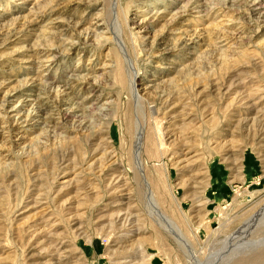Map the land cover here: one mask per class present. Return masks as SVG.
Returning a JSON list of instances; mask_svg holds the SVG:
<instances>
[{
	"label": "rangeland",
	"instance_id": "1",
	"mask_svg": "<svg viewBox=\"0 0 264 264\" xmlns=\"http://www.w3.org/2000/svg\"><path fill=\"white\" fill-rule=\"evenodd\" d=\"M117 1L144 99L143 173L159 178V209L206 250L202 264H264L249 243L264 233L231 235L264 203V21L249 23L263 28L255 37L235 30L248 31L250 0ZM106 5L0 0V264H29L38 249L59 264H186L137 198L135 110L106 38ZM12 89L21 93L7 99ZM52 89H66L72 103L86 98L92 114L67 117ZM33 94L43 115L25 118Z\"/></svg>",
	"mask_w": 264,
	"mask_h": 264
},
{
	"label": "bare ground",
	"instance_id": "2",
	"mask_svg": "<svg viewBox=\"0 0 264 264\" xmlns=\"http://www.w3.org/2000/svg\"><path fill=\"white\" fill-rule=\"evenodd\" d=\"M117 0H109V6H107L109 8V20H111V25L106 24V38L108 39V41H110V43L115 47V49L117 50V53L119 56H117V61H115V66L118 67L119 66V70L121 73H123L122 78L125 77L126 82H125V88L129 94L130 100H131V105L135 110V119L133 120V132H134V140H133V148L132 149V156H131V160H132V167H133V173L135 178H138L140 181V186L141 188H143V193L144 196L141 195L140 192H138V184L135 183V186L137 185V198L138 200H141V207L142 210H144L146 212V214H148L150 216V218L156 223L158 224V226L160 228H162V230L168 234L169 236H171L176 244V247H178L177 249H179L185 258V262L186 264H202V262L200 261V258L203 257V255L205 254L206 250H199L197 251V249H194L191 241L186 238L183 237L181 234L180 229L178 228V226L166 215L164 214L159 208L158 202L155 200V198L153 197V193L155 192L156 189L161 186L159 184V178L158 176H156V180L155 179H151L149 177L146 178L147 176H145V174L143 173V168H142V161H143V154H145V152H143L144 150V140H145V123H144V99H142L140 93L138 92V88H137V83H136V76H137V72L134 68V65L132 64V57L130 56V52L129 50H127V48L125 47V43L123 41V39L121 38V33L119 30V27L117 25V21L115 18V4L117 3ZM247 2V7L249 5V2L246 0ZM251 5H249L251 8L248 9L247 11V15L246 16V22H248V26L249 23L252 22H263L264 21V5H262V3L260 2V0H250ZM106 7V8H107ZM106 11L108 12V10L106 9ZM244 14V13H243ZM108 16V15H107ZM245 16V15H244ZM229 17V16H228ZM107 19V18H106ZM227 22H229V25L231 24V26L234 25L235 21L233 20H226ZM243 22V21H242ZM100 23H95V25H98ZM117 26H116V25ZM139 24V23H138ZM253 24V23H252ZM244 25V24H243ZM259 25V24H258ZM235 26V25H234ZM257 26V24H256ZM262 26V25H261ZM232 28V27H230ZM235 30L241 32V33H247V32H251V36L250 37H255L256 35H258V32H260V29L254 30V29H250L251 26H249V28L247 29L248 31H246L244 29V27L241 25L240 27H234ZM255 28V27H253ZM263 29V28H262ZM245 30V31H243ZM243 31V32H242ZM87 33V32H86ZM91 34V32H90ZM243 36V35H242ZM188 37V36H187ZM186 37V38H187ZM237 37V35H236ZM220 38H222L223 40H228V42L230 41V35L229 36H220ZM238 38V37H237ZM242 38V37H241ZM240 38V39H241ZM244 38V37H243ZM222 40V41H223ZM232 40V39H231ZM189 39H186L184 41V43L188 42ZM74 43V42H73ZM183 43V42H182ZM235 43V42H234ZM71 44V43H70ZM230 44V43H229ZM73 45V44H71ZM50 46V45H49ZM70 46V45H69ZM46 51V50H45ZM58 52V51H57ZM47 56H49L50 51H46ZM52 53H56V52H52ZM51 57H55L54 55H52ZM40 58V57H39ZM42 59V57H41ZM46 59V58H45ZM42 62V61H41ZM48 62V61H47ZM71 75V79L75 78L77 80H81L82 82H85V76L84 75H80V76H76L75 73L70 74ZM124 80V79H123ZM43 81V80H42ZM42 81H40V83H42ZM66 85V84H65ZM26 87V86H25ZM44 87V86H43ZM66 87V86H65ZM19 88V87H18ZM50 88V87H49ZM68 89L69 86H67ZM124 88V89H125ZM13 91H11L10 93L8 92L6 94V98H11V97H16L18 94L21 93V91H19V89H12ZM66 90V89H65ZM65 90H57L55 89L53 91L52 89V93L55 94L53 99L57 100L58 102H60L62 105V107H64V109L66 110L65 115L67 117H82L86 116L87 114H90L91 112H93V110H91V108L93 109V107L90 104H84L85 102H83V100H86V98H82L79 101H74V103L69 102L70 98H63L62 95H65L66 93L64 92ZM50 92V91H49ZM257 92V91H256ZM17 94V95H16ZM29 94V93H28ZM27 95V94H26ZM30 95V94H29ZM5 96H3L4 98ZM25 97V96H24ZM31 97L30 100H32L34 102L35 105V109L34 112L29 113L27 112L25 118L29 117L31 114H40V116H42L43 111H44V101L41 102V97L40 96H35V94L28 96ZM86 97V96H85ZM2 98V99H3ZM1 99V100H2ZM0 100V101H1ZM4 100V99H3ZM2 100V101H3ZM26 100V99H23ZM28 100V99H27ZM89 100V99H87ZM1 101V102H2ZM21 101V100H20ZM56 101V102H57ZM90 101V100H89ZM8 102V101H7ZM253 102V101H252ZM96 104V103H95ZM6 105V104H5ZM108 105V104H107ZM146 106V105H145ZM253 106V105H252ZM255 106V105H254ZM3 107V106H2ZM10 107V106H9ZM253 108V107H252ZM104 110V108H101ZM262 109V108H261ZM10 112H15V115H19L20 111L22 112V110H20L19 108H16L14 106L10 107ZM108 110V109H107ZM30 111V110H29ZM9 112V111H8ZM26 112V111H25ZM137 112L138 114L141 116V118H139L137 116ZM5 113V112H4ZM23 113V112H22ZM258 113V112H257ZM92 114V113H91ZM25 115V114H24ZM255 115V114H254ZM264 115V114H263ZM5 116V115H4ZM22 116V115H21ZM46 116V117H45ZM64 116V117H66ZM261 116V115H260ZM14 117V116H13ZM12 117V118H13ZM252 117V116H251ZM255 117V116H254ZM22 117H20L21 119ZM44 118H48L47 114L44 115L41 119L44 120ZM6 119V118H5ZM38 119H40V117H38ZM245 119V118H244ZM12 120V119H11ZM19 120V119H17ZM43 120H39L40 122H42ZM82 119H80L81 121ZM142 120V121H141ZM259 120V119H258ZM14 121V120H13ZM16 121V120H15ZM14 121V122H15ZM12 122V123H14ZM44 122V121H43ZM6 123V122H5ZM45 123V122H44ZM84 123V120H83ZM2 124V123H1ZM4 124V123H3ZM80 124V123H79ZM9 125V124H8ZM14 126V125H13ZM82 127V126H81ZM5 128V127H4ZM7 129V128H6ZM2 131V130H1ZM149 133V132H148ZM155 133V132H154ZM150 134V133H149ZM261 134V140H264V136L262 137V135H264V129L260 132ZM155 135V134H154ZM158 138V137H157ZM152 139V138H151ZM156 141V140H155ZM152 142H154L152 140ZM157 143V142H156ZM174 155V154H172ZM176 158V157H175ZM178 159L176 160V163L179 164V162L182 163V160L184 159ZM175 162V161H174ZM171 163V162H170ZM159 162H157L156 160L152 161V167L155 170V172L157 173L159 171ZM145 169V168H144ZM118 172V170H117ZM146 172V171H145ZM119 179V178H118ZM151 180V181H150ZM121 181V180H120ZM112 182V181H111ZM112 184V183H111ZM120 184V183H118ZM125 185V183H124ZM122 186V187H126V186ZM121 188V187H120ZM119 188V189H120ZM151 188V190H150ZM117 189V188H115ZM136 189V187H135ZM123 190V189H122ZM153 190V191H152ZM115 192V190H114ZM127 192V191H126ZM129 192V190H128ZM116 193V192H115ZM112 194V193H111ZM119 194V193H118ZM127 194V193H125ZM123 195V194H122ZM141 195V196H140ZM147 195V197H146ZM117 196V195H116ZM120 196V195H119ZM121 197V196H120ZM146 197V199L144 198ZM160 198V197H158ZM130 199V198H129ZM145 199V200H144ZM137 201V200H136ZM120 203V202H119ZM122 203V202H121ZM125 203V202H124ZM123 204V203H122ZM130 205V204H129ZM264 203L262 204V207H260L255 213H253L252 215L248 216L245 218V220L243 221V226L241 228L240 231H235L234 233H232L231 235H234V237L236 238H240L243 239V236H248L250 233L254 232L256 229L259 230L258 233H264ZM133 206V205H132ZM131 207V206H130ZM127 209V207H126ZM129 209V208H128ZM128 212V211H127ZM129 214V213H128ZM133 216V214H130L129 216ZM136 216V214H135ZM124 218V217H123ZM127 218V217H126ZM135 220V219H134ZM78 221V220H77ZM76 223V222H75ZM258 225L257 228H255ZM241 227V226H240ZM39 228V227H38ZM238 228V227H237ZM255 228V229H254ZM41 229V227H40ZM39 229V230H40ZM43 229V228H42ZM44 230V229H43ZM256 230V232H257ZM35 232V231H34ZM126 234V233H125ZM255 234V233H254ZM229 235V236H231ZM227 236V237H229ZM226 237V238H227ZM263 242L264 241V236L262 238H260ZM259 241V240H257ZM226 240H223V243H225ZM47 243V242H46ZM221 243V244H223ZM250 244H252V246H255L256 248H258L260 250V254H263L264 250V242L257 244L256 243V239L255 240H250L249 241ZM38 244V243H37ZM35 244L32 248H38V245ZM226 244V243H225ZM224 244V245H225ZM40 246V245H39ZM49 246V245H48ZM53 246V245H52ZM30 248V249H32ZM58 248V247H57ZM53 249V248H52ZM51 249V250H52ZM38 252H33L29 255V258L31 260V262L29 264H59V258L58 255H56L55 253V257L51 252L49 254H47V252H49L47 249H38ZM46 251V252H45ZM60 252V250H59ZM47 255H46V254ZM45 254V255H44ZM61 254V253H60ZM62 256V255H61ZM64 256V255H63ZM65 258V257H64ZM63 259V258H62ZM61 259V260H62Z\"/></svg>",
	"mask_w": 264,
	"mask_h": 264
}]
</instances>
